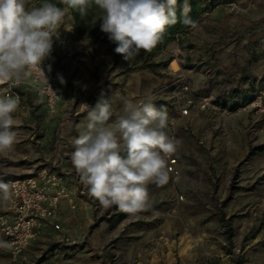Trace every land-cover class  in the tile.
I'll return each instance as SVG.
<instances>
[{
  "label": "rangeland",
  "instance_id": "374dc122",
  "mask_svg": "<svg viewBox=\"0 0 264 264\" xmlns=\"http://www.w3.org/2000/svg\"><path fill=\"white\" fill-rule=\"evenodd\" d=\"M204 8L153 60L141 51L126 62L112 43L106 60L93 63L98 50L76 53L91 61L77 68L65 53L52 114L29 73L10 89L20 97L18 137L15 150L0 156V181L54 173L74 208L63 202L61 230L40 224L24 259L12 258L0 234V264H264V0H204ZM101 95L114 112L124 98H150L167 111L165 131L179 144L166 157L169 181L148 185L149 211L103 208L71 163L85 104ZM188 97L195 106L182 117ZM203 99L208 106L196 113Z\"/></svg>",
  "mask_w": 264,
  "mask_h": 264
},
{
  "label": "clouds",
  "instance_id": "9594fccd",
  "mask_svg": "<svg viewBox=\"0 0 264 264\" xmlns=\"http://www.w3.org/2000/svg\"><path fill=\"white\" fill-rule=\"evenodd\" d=\"M177 3L60 0L61 7L51 0L39 6H30L31 0H0V84L9 85L0 91V156L15 150L18 137L15 113L20 97L10 89L19 87L29 70L38 72L50 87L41 65L51 56L54 39L70 10L83 18L93 5L98 7L100 31L116 45L115 53L130 62L141 51L151 52L170 26L178 22L195 26L189 0H184L179 17ZM85 111V121L76 125L79 135L72 139L71 163L89 196L105 209L115 206L130 215L149 211L148 185L169 181L166 157L175 154L179 144L165 131L167 111L157 108L150 98L138 102L124 98L114 112L111 99L103 95L94 106L85 104ZM13 195V186L0 181V202H11Z\"/></svg>",
  "mask_w": 264,
  "mask_h": 264
},
{
  "label": "built area",
  "instance_id": "2783aa9c",
  "mask_svg": "<svg viewBox=\"0 0 264 264\" xmlns=\"http://www.w3.org/2000/svg\"><path fill=\"white\" fill-rule=\"evenodd\" d=\"M100 39L73 45L64 36H59L56 38V42L68 56H71L80 52L92 54L99 50ZM53 62L54 56L51 54L41 65L51 88L44 83L43 77L38 72L33 70L27 72L32 76L36 90L45 97L46 110L49 114L55 112L60 99L55 88V76L52 71H49V66L51 67ZM179 87L185 92L189 91L188 85L182 81L179 83ZM193 106H195L193 98L188 97L179 107L180 115L182 117L191 116ZM207 106V100H201L196 107V113ZM6 183L13 186L14 195L11 202L7 204L2 202L4 209L0 211V234L7 239L12 258L21 257L24 259L21 255L36 237L40 224H49L53 229L61 230V225L58 222L61 206L65 202L68 207L74 208V201L66 189L62 177L54 173L41 171L35 176L12 179Z\"/></svg>",
  "mask_w": 264,
  "mask_h": 264
},
{
  "label": "trees",
  "instance_id": "16d2710c",
  "mask_svg": "<svg viewBox=\"0 0 264 264\" xmlns=\"http://www.w3.org/2000/svg\"><path fill=\"white\" fill-rule=\"evenodd\" d=\"M34 2L36 6H39L43 2V0H34ZM51 2L56 3L58 6L63 7V5L60 4V0H51ZM183 2L184 0H178L177 9H176L178 17L180 16L181 6L183 5ZM189 3L191 5V11L189 13V16L196 23L199 16L206 11L204 8V0H189ZM70 12L74 19V25H73L74 39L80 41L92 37L94 40H97V37L94 36V34L99 28L98 27L100 25L99 16L101 14L98 7L93 5L88 10L87 15L83 18L79 15L78 12L74 10H70ZM191 27L193 26L185 25L179 22L174 26H170L165 32L161 42L150 52V54H155L167 43L171 42L176 37H178L179 34L185 32ZM102 41H107V38L103 37Z\"/></svg>",
  "mask_w": 264,
  "mask_h": 264
},
{
  "label": "crops",
  "instance_id": "0c3cea01",
  "mask_svg": "<svg viewBox=\"0 0 264 264\" xmlns=\"http://www.w3.org/2000/svg\"><path fill=\"white\" fill-rule=\"evenodd\" d=\"M30 6H36L34 0H31V5ZM73 25H74V19L71 15V12L65 17V20L63 22V24L61 25V28L59 30V36H64L68 42L70 44H78L80 42H91V41H96L94 40L92 37L91 38H87V39H83V40H75L73 37ZM99 27V26H98ZM94 36L97 37V40L100 39V43L102 45V48L100 50H98L97 52H95L94 55V59H93V63L99 61L101 58L103 57L105 60L110 58V53L106 50L108 48V46H110L112 44V42L109 41L107 34L103 33L100 31V27L97 29V31L95 32ZM107 38V41H102V38ZM106 50V51H105ZM65 51L62 50L60 48V46L57 44L56 39H54V43H53V51H52V55L54 56V62L51 66V71L53 72L56 83L57 85H63L64 83H61V76H62V72L63 69L60 66L62 64V60L65 59ZM160 54V51H157L155 54H150V52H144L143 54V59H148V60H153L154 58L158 57ZM66 59H70L71 62L75 63L77 68H80L81 63H83V61H86V63L90 64L91 61L89 60L88 57L82 56L80 54L75 55L73 58H66ZM84 65V64H82ZM82 72L84 74V70L83 71H77V74ZM93 74L91 72V70L88 71V75ZM70 87V85H68ZM4 209V204L2 202H0V211H2Z\"/></svg>",
  "mask_w": 264,
  "mask_h": 264
}]
</instances>
